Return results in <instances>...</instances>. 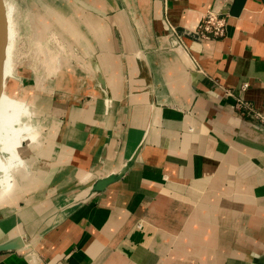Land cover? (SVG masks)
<instances>
[{"label": "crops", "instance_id": "obj_1", "mask_svg": "<svg viewBox=\"0 0 264 264\" xmlns=\"http://www.w3.org/2000/svg\"><path fill=\"white\" fill-rule=\"evenodd\" d=\"M72 1L93 38L44 11L89 51L70 90L35 81L29 106L0 77V242L144 143L123 177L0 264H264V0ZM209 10L226 31L200 40Z\"/></svg>", "mask_w": 264, "mask_h": 264}, {"label": "rangeland", "instance_id": "obj_2", "mask_svg": "<svg viewBox=\"0 0 264 264\" xmlns=\"http://www.w3.org/2000/svg\"><path fill=\"white\" fill-rule=\"evenodd\" d=\"M76 5L72 0H8L9 42L0 74L4 76V80H9V84L20 97L25 98L29 106L33 103L35 89L31 87L35 81L40 80L43 85L56 82L67 91L76 80L73 72L83 70L84 54L89 52L88 48L79 40L68 45L64 38L55 33L56 29L48 30L45 21L48 15L44 12L58 9L65 14V19L74 21L78 29L81 27L93 38L90 31L92 29L84 22L86 14L80 12ZM55 95L53 93L52 97ZM13 96L16 101L20 100L16 95L10 94L11 100L14 99ZM8 99L4 86L0 96V100L4 101L2 105H7ZM6 111L4 110L5 113ZM41 118V115H33L30 122Z\"/></svg>", "mask_w": 264, "mask_h": 264}, {"label": "water", "instance_id": "obj_3", "mask_svg": "<svg viewBox=\"0 0 264 264\" xmlns=\"http://www.w3.org/2000/svg\"><path fill=\"white\" fill-rule=\"evenodd\" d=\"M7 4L8 0H0V73H2L5 64L7 56V47L9 42V22L7 17ZM136 54H141L139 49L136 51ZM96 75V80L100 88L105 93H107L106 81L101 70L96 69ZM15 95L20 97L18 93H16V91ZM23 99L25 100V98ZM143 143L144 142L142 140V142L136 147L132 156L119 170H114L105 175H101L88 186L80 188L76 191L71 192L69 195L64 196L63 199L59 203L54 205L52 208H49L45 211L43 210L36 216L35 221L27 224H21L16 229V231L14 232V236L11 239L0 242V252L19 249L25 246L26 244L30 243L41 233L42 230H44L47 225L54 223L59 218L68 213L70 210H72L74 207L84 203L95 193L104 191L109 184L123 177V175L127 172V170L132 166L133 162L135 161L139 151L142 148Z\"/></svg>", "mask_w": 264, "mask_h": 264}, {"label": "built area", "instance_id": "obj_4", "mask_svg": "<svg viewBox=\"0 0 264 264\" xmlns=\"http://www.w3.org/2000/svg\"><path fill=\"white\" fill-rule=\"evenodd\" d=\"M226 31V17L222 15L219 10H209L207 11L202 20L198 23L194 29V33L200 40H205L209 38H218L225 34ZM170 36H173L171 43L175 46H182L180 36L176 33L173 27L170 29ZM237 104L243 106L246 109H252L249 102L243 99H238ZM259 117L260 114H257Z\"/></svg>", "mask_w": 264, "mask_h": 264}, {"label": "bare ground", "instance_id": "obj_5", "mask_svg": "<svg viewBox=\"0 0 264 264\" xmlns=\"http://www.w3.org/2000/svg\"><path fill=\"white\" fill-rule=\"evenodd\" d=\"M0 77H1V74H0Z\"/></svg>", "mask_w": 264, "mask_h": 264}]
</instances>
